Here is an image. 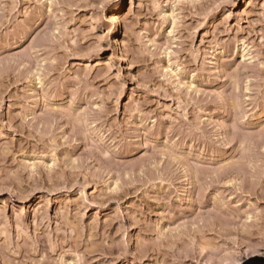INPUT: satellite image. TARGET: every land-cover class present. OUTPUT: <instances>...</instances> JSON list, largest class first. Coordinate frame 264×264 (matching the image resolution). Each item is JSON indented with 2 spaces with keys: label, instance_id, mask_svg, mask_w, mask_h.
Wrapping results in <instances>:
<instances>
[{
  "label": "rangeland",
  "instance_id": "rangeland-1",
  "mask_svg": "<svg viewBox=\"0 0 264 264\" xmlns=\"http://www.w3.org/2000/svg\"><path fill=\"white\" fill-rule=\"evenodd\" d=\"M0 264H264V0H0Z\"/></svg>",
  "mask_w": 264,
  "mask_h": 264
}]
</instances>
